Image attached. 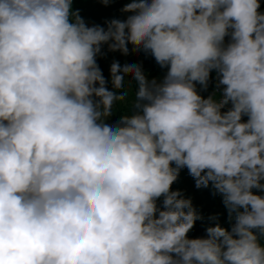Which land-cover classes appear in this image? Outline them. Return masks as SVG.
<instances>
[{"label": "clouds", "instance_id": "1", "mask_svg": "<svg viewBox=\"0 0 264 264\" xmlns=\"http://www.w3.org/2000/svg\"><path fill=\"white\" fill-rule=\"evenodd\" d=\"M72 5L0 0V264H264L260 0H130L106 26ZM109 52L163 75L105 77ZM185 168L230 228L189 237Z\"/></svg>", "mask_w": 264, "mask_h": 264}, {"label": "trees", "instance_id": "2", "mask_svg": "<svg viewBox=\"0 0 264 264\" xmlns=\"http://www.w3.org/2000/svg\"><path fill=\"white\" fill-rule=\"evenodd\" d=\"M263 3L264 1L261 0L260 11H264ZM124 5L125 0H110V3L107 5L102 3V0H73L72 7L73 11L79 10L80 16L86 20L89 26L94 24L106 26L105 21L107 20L113 18L124 19L129 15L128 13L121 12ZM114 59L119 60L121 64L126 61L130 63L142 62L144 70L150 77H162L163 75V70L153 62L151 57H146L143 54L123 56L119 52H109L106 57H98V64L103 70L105 77L109 76V66ZM203 94L207 96V92ZM131 99L132 93L130 92L129 103L122 105L121 108L126 110L130 106ZM115 114L120 117L122 111H117ZM172 190H180L185 198H191L193 206L204 218L203 220L196 221L193 229L188 234L190 238L205 236V229L208 226H214V222L208 219L213 215L218 216V222L221 226L230 228L227 212L222 203L221 196L214 194L211 186L197 189L194 179L189 175L186 168L180 171L178 179L172 185Z\"/></svg>", "mask_w": 264, "mask_h": 264}, {"label": "rangeland", "instance_id": "3", "mask_svg": "<svg viewBox=\"0 0 264 264\" xmlns=\"http://www.w3.org/2000/svg\"><path fill=\"white\" fill-rule=\"evenodd\" d=\"M128 2H130V0H125V4L128 3ZM84 21L86 22V20H84ZM109 87H110V85H109ZM117 119H119V117H118L116 114H114V115L110 118V121H109V122L115 121V120H117Z\"/></svg>", "mask_w": 264, "mask_h": 264}, {"label": "built area", "instance_id": "4", "mask_svg": "<svg viewBox=\"0 0 264 264\" xmlns=\"http://www.w3.org/2000/svg\"><path fill=\"white\" fill-rule=\"evenodd\" d=\"M264 1V0H263ZM260 3H261V0H260ZM264 4V3H263ZM213 88H214V83H210L209 85V88H208V91H207V95L210 94L212 91H213ZM246 119V118H245Z\"/></svg>", "mask_w": 264, "mask_h": 264}]
</instances>
